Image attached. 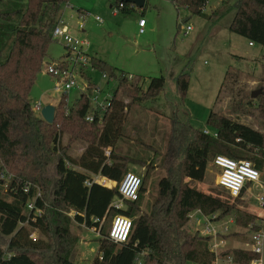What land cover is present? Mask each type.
Wrapping results in <instances>:
<instances>
[{"label":"trees","instance_id":"obj_1","mask_svg":"<svg viewBox=\"0 0 264 264\" xmlns=\"http://www.w3.org/2000/svg\"><path fill=\"white\" fill-rule=\"evenodd\" d=\"M120 1L115 0L113 6ZM65 2L68 0H0V174L11 175L6 190L11 199L0 195V235L8 238L9 252L0 243V264H40L31 255L37 252L47 255L49 264H80L72 258L77 242L70 229L72 221L100 229L99 253L91 264H214L209 236L198 229H184L189 214L195 210L205 216L217 214L215 221H220L233 214L230 200H242L245 191L233 196L228 190L229 197H224V191L208 193L191 181H203L211 162L216 167L217 155L249 159L262 168L264 131L216 110L210 111L207 125L217 136L176 117L166 154L160 156L167 174L159 182V196L151 209L144 212L139 204L146 191L144 180L137 200L126 201L124 208L113 207L129 165L138 163L117 150L120 140L128 137L126 121L130 108L163 92L166 77H151L144 89L141 78L130 81L128 73L121 71L118 77L114 76L118 79L117 88L105 110L90 113V97L82 93L68 108L64 99L59 100V107L64 108L59 126L45 121L36 114L30 92L38 73L49 63L52 32ZM173 2L191 14L207 16V0ZM133 9L134 5L125 2L122 10L127 13ZM227 9V1L222 0L212 15L223 14ZM234 9L229 30L254 45L264 46V0H237ZM91 60L94 66L104 65L98 58ZM189 76L184 71L175 78L182 99L190 86ZM232 77L236 79L238 74L229 70L222 86H228ZM247 99L250 105L258 101L264 112V90L257 98ZM243 102L240 100L233 107ZM88 115H93V119H88ZM66 133L70 142L78 140L83 144L76 156L69 152L70 143H63ZM98 176L115 181L116 185L107 186ZM33 199L35 209L27 210ZM36 208L42 209L40 216ZM71 210L73 216L69 215ZM235 210V223L239 226L258 217L245 209ZM118 214L129 216L133 223L130 236L123 243L109 239V231L105 235L101 225L104 219ZM31 229L45 238H30ZM225 253L233 254L235 264H250L257 256L245 246L230 247Z\"/></svg>","mask_w":264,"mask_h":264},{"label":"rangeland","instance_id":"obj_2","mask_svg":"<svg viewBox=\"0 0 264 264\" xmlns=\"http://www.w3.org/2000/svg\"><path fill=\"white\" fill-rule=\"evenodd\" d=\"M226 1L230 9L225 13L212 15L222 0H210L205 9L207 16H200L191 14L187 8H178L173 0H148L143 9L144 17L148 21L143 34L139 33L137 24L142 16L139 8L127 13L120 9L119 14L114 15L111 6L115 0H68L62 5L65 8V17L69 20V23L65 20L69 30L73 35L89 42V62L75 70L79 87H73L62 96L54 89L57 80L47 72L48 64L38 73L30 92V100L33 107L37 104L44 106L50 101L55 103L56 127L63 122L64 108L59 107V100L64 99L68 108L78 101L82 93H87L91 100L90 113L95 109H103V105L107 104L117 88L118 79L114 76L118 77L121 71L128 73L130 81L141 78L144 89L151 77H166V88L163 92L131 106L126 121L128 137L120 140L117 145V150L129 154L138 162L130 164L129 171L144 180L146 191L141 194V201L139 200L144 212L151 209L159 196V182L167 174L160 156L166 154L173 119L179 117L195 129H209L208 115L211 110H216L264 131V112L258 106V101H253L251 105L246 103L247 96L251 98L252 90L264 88V46H250L247 38L229 30L227 24L233 18L234 3L237 0ZM80 7L90 12L86 15L85 31L78 27L77 19L70 18L72 14L76 15L75 11ZM96 16L101 17L103 23L96 21ZM187 17L191 18L179 28L181 21ZM187 25H191L192 29L186 31ZM66 51L62 40L53 38L48 50L49 64L62 60ZM94 57L102 60L104 65L94 66L91 60ZM107 66L111 68L112 75L105 71ZM229 70L235 75L238 74V77L230 78L229 85L222 86ZM184 71L190 74V86L182 99L173 86L176 85V76ZM240 100H244L242 105L233 107ZM35 112L41 115V111ZM68 138L69 134H64L63 143H70L69 152L78 155L83 144L78 140L70 142ZM218 175L219 169L211 162L205 179L201 182L191 181V184L208 193L213 190L224 191V197H229L228 190L217 185ZM262 177L263 185L253 183L242 200H230L234 204L233 214L237 213L235 208H241L255 213L258 219L264 221V206L259 205V197L264 195V173ZM3 178L5 177L1 173L0 195L10 200L11 197L6 192L9 181ZM99 178L98 176L97 179ZM124 207H127L126 203ZM233 214L220 220V223L213 222L211 225L229 226V245L244 246L243 228L231 223V219L235 218ZM69 215L73 216L74 211L71 210ZM192 215L184 226L189 232H194L207 220V216L198 210L193 211ZM114 218L115 216L102 221L105 235ZM70 229L77 237L72 258L80 264H90L99 253L102 238L100 232L76 221H72ZM238 230H241L240 233ZM31 233L37 238H45L36 229H31ZM0 243L4 251L9 253L8 238L0 235ZM31 255L40 264H49L48 256L44 253Z\"/></svg>","mask_w":264,"mask_h":264},{"label":"built area","instance_id":"obj_3","mask_svg":"<svg viewBox=\"0 0 264 264\" xmlns=\"http://www.w3.org/2000/svg\"><path fill=\"white\" fill-rule=\"evenodd\" d=\"M210 0H207V4ZM125 6L124 1L118 2L117 5L112 7L113 14H119V10L123 9ZM206 9V8H205ZM72 18L77 19L78 27L83 28L85 26L86 15L80 13L75 16L71 15ZM96 20L103 22V19L99 16L95 17ZM139 32L143 33L145 31L146 19L141 18L139 20ZM192 29L191 25H187L186 31ZM53 38L62 40L67 51L65 57L54 63H48L47 72L53 76L57 81L54 86L56 92L61 93V96L67 94L69 90L73 87H79L78 80L76 77L75 70L79 66L84 67L89 62L87 47H89V42L80 39L77 35H73L68 28V24L65 23V19L60 15L58 22L52 32ZM251 46L254 45L253 42H249ZM107 105V104H106ZM106 105H103V110H105ZM41 104L34 106V109L41 111ZM88 119L92 120L93 115H88ZM207 134H213L217 136L216 132H212L209 129H204ZM214 163L219 169V175L217 179V184L226 188L231 192L233 196H239L245 191V194L251 188L253 183H261L263 179L262 175L264 173V165L262 168L255 166L249 159H235L225 155H217L214 158ZM3 176L8 181L11 179V175ZM105 184V180H99ZM143 178L134 172H127L119 184L120 197L112 202V206L115 208H124L126 201H135L139 198L140 188L142 186ZM262 184V183H261ZM263 185V184H262ZM40 193L38 194V196ZM259 205L264 206V195L259 197ZM35 209V200H31L27 204V210ZM199 211V210H198ZM36 214L41 215L42 209L36 208ZM193 217L192 213L189 214ZM217 214L212 216H207L206 222L200 224L203 226L201 233L205 236H209V248L211 252L215 254L214 264H235L234 256L231 253H225V251L230 248V239L226 235L230 234L229 226L225 224H220L219 227H214L211 225L215 221ZM235 223V218L231 223ZM132 219L124 214H118L115 216L112 226L109 230L108 238L116 243L126 242L130 236L132 229ZM236 226H239L235 223ZM243 228L245 234L244 246L245 248L251 250L257 256L250 261V264H264V221L260 219H255L249 221L245 226H240ZM93 230L100 232V229L93 227ZM239 233L241 230H238ZM30 238L36 240L32 233L29 235ZM138 264H142L139 262Z\"/></svg>","mask_w":264,"mask_h":264},{"label":"water","instance_id":"obj_4","mask_svg":"<svg viewBox=\"0 0 264 264\" xmlns=\"http://www.w3.org/2000/svg\"><path fill=\"white\" fill-rule=\"evenodd\" d=\"M126 3H131L132 5L137 6L138 8H144L146 5V0H121ZM188 18H185L181 21L179 24V28L182 27L183 23L187 22ZM105 71L108 74L112 73V70L109 66L105 68ZM261 93H263V88H258L255 90H252L251 92V98H257ZM41 116L42 118L47 121L48 123H53L56 117V106L53 104H46L41 109ZM203 226H200L198 230H202Z\"/></svg>","mask_w":264,"mask_h":264},{"label":"crops","instance_id":"obj_5","mask_svg":"<svg viewBox=\"0 0 264 264\" xmlns=\"http://www.w3.org/2000/svg\"><path fill=\"white\" fill-rule=\"evenodd\" d=\"M147 2H148V0H146V4H147ZM221 5V3L219 4V6ZM146 6V5H145ZM219 6H217V7H219ZM111 7H113V5L111 6ZM134 7H135V9L136 8H138L137 6H135L134 5ZM216 7V8H217ZM73 8V7H72ZM215 8V9H216ZM143 9L144 8H139V10L141 11L140 13H141V17H140V19L141 18H145L144 17V13H143ZM134 10V9H133ZM76 13V15L77 14H80V13H82V14H84V15H88L90 12L87 10V9H85L84 7H80L79 9H77L76 11H75ZM60 15H62L64 18H65V20H67V22L69 21L66 17H65V8L63 9L62 8V10H61V14ZM73 15V14H72ZM118 15V14H117ZM73 16H75V15H73ZM70 18H72V17H70ZM69 18V19H70ZM188 18V17H187ZM189 18H191V17H189ZM146 19V18H145ZM95 20H96V18H95ZM96 21H98V20H96ZM99 23H103V22H100V21H98ZM138 22H139V20H138ZM69 23V22H68ZM230 23V22H229ZM229 23L227 24V27L229 28ZM70 24H71V26H72V23L70 22ZM85 24H86V21H85ZM138 24V27H139V29H140V26H139V23H137ZM147 25H148V21L146 20V25H145V27L144 28H146L147 27ZM82 29V31H85V26L83 27V28H81ZM146 32V30L143 32V33H145ZM140 33V32H139ZM142 33V34H143ZM78 36V35H77ZM250 45V44H249ZM251 46V45H250ZM254 46V45H253ZM173 89L175 90V92L178 94V91H177V87H176V85L175 86H173ZM46 104H55L54 102H52V101H50V102H47ZM210 131H212L211 129H209ZM100 178H99V180H105V185H107V186H113L114 184H116V182L115 181H112V180H109V179H107V178H105V177H102V176H99ZM101 182V181H100ZM102 183V182H101ZM196 211V210H195ZM192 213V212H191ZM234 215V214H233ZM190 217V216H189ZM201 225H199V227H200ZM199 227L197 228V229H199ZM230 239V238H229ZM231 247H233V246H231ZM92 263V262H91ZM90 263V264H91Z\"/></svg>","mask_w":264,"mask_h":264}]
</instances>
